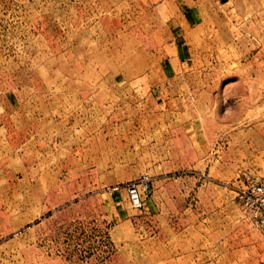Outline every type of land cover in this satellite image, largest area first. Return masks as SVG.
Listing matches in <instances>:
<instances>
[{"label":"rangeland","instance_id":"obj_1","mask_svg":"<svg viewBox=\"0 0 264 264\" xmlns=\"http://www.w3.org/2000/svg\"><path fill=\"white\" fill-rule=\"evenodd\" d=\"M156 2L0 0V264H264V0H202L158 85Z\"/></svg>","mask_w":264,"mask_h":264},{"label":"crops","instance_id":"obj_2","mask_svg":"<svg viewBox=\"0 0 264 264\" xmlns=\"http://www.w3.org/2000/svg\"><path fill=\"white\" fill-rule=\"evenodd\" d=\"M156 1L155 15L156 22L159 24L153 25L150 29L148 49L156 51L152 61L156 64L160 61L161 66L153 70V64L150 65L148 77L150 76L152 81L158 85V79L169 78L177 72L172 62L182 68L187 61L192 59L193 36L199 30H204L206 17L201 10L202 0ZM146 46L147 44L143 41L135 44L137 50L147 48ZM159 50L160 55L157 54Z\"/></svg>","mask_w":264,"mask_h":264},{"label":"built area","instance_id":"obj_3","mask_svg":"<svg viewBox=\"0 0 264 264\" xmlns=\"http://www.w3.org/2000/svg\"><path fill=\"white\" fill-rule=\"evenodd\" d=\"M149 185V177L145 175L127 184L126 193L132 207H142V191ZM235 196L253 227L264 230V173L238 187Z\"/></svg>","mask_w":264,"mask_h":264}]
</instances>
